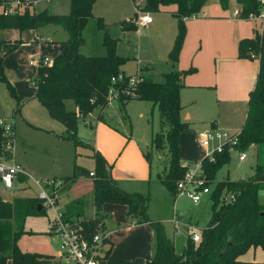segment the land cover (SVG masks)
<instances>
[{"label": "trees", "instance_id": "trees-1", "mask_svg": "<svg viewBox=\"0 0 264 264\" xmlns=\"http://www.w3.org/2000/svg\"><path fill=\"white\" fill-rule=\"evenodd\" d=\"M14 1V0H13ZM11 1V2H13ZM12 13L0 14V31L17 30L19 32L37 30L47 25L60 27L68 35L65 42L59 43L60 53L51 65H40L32 80L36 89L34 98L47 110L51 118L64 126L63 137L70 140L75 147H89L86 141L78 138L77 115L82 118L99 108L98 120L103 122V112L110 100L109 89L124 75L122 67L126 59L116 54V41L104 37L105 57H87L79 53L83 42L82 32L93 17L92 7L96 0H70V12L67 15L51 14L47 10L36 13L26 0H18ZM208 0H147L145 8L158 12L160 8L175 7L173 17L177 22V34L168 53V61L174 65L185 38V20L197 17ZM242 19L249 14H258V0H234ZM10 2V3H11ZM222 9H227L228 0H219ZM5 5V4H3ZM122 30H136L133 21L122 22ZM99 27L103 24L99 22ZM4 40L0 38V50ZM17 44H21L20 42ZM64 52V53H63ZM238 56L241 59L259 61V72L254 89L249 94L246 118L238 136V149L245 151L256 148V164L253 174L246 180L222 181L217 183L209 194L211 216L205 228L200 231V241L193 242L192 237L185 239L180 253L166 236L164 227L153 222L148 215L149 198L139 193H127L110 177L106 162L98 152H93V201L97 211L104 204H119L127 207L130 224H149L154 232V252L147 264H238V258L250 248H260L264 253V204L259 199V192L264 190V34L238 43ZM194 72L171 71L155 81L151 75L139 73V81L132 89L133 97L118 99L120 108L125 109L128 102L140 100L156 107L162 129L152 139L155 150L164 147L167 150L165 175L158 174L157 179L167 187L170 193L177 196L176 185L183 178L186 168L180 164L179 136L188 129L180 119V90L183 77ZM129 77L118 83L121 90H126ZM0 83L7 85L11 97L16 101V110L22 104L13 87L8 82L3 66L0 64ZM71 101L76 111H68L66 102ZM164 131V132H163ZM5 140L0 129V155L9 157L4 151ZM147 161L149 154L145 155ZM213 160L204 157L201 162L206 179L214 178L217 170L229 161V153H214ZM85 170L75 169L72 177H67L68 186L79 176H88ZM90 176V175H89ZM25 181V179H21ZM1 185V182H0ZM232 196L229 202L226 199ZM42 200L39 198H16L6 201L0 195V264H56L53 257L24 253L18 247L20 238L28 233L24 229L28 217L45 214ZM41 211L38 212V206ZM66 217L83 218L84 202L76 200L66 207ZM95 222L85 224V233L91 237L95 231ZM108 249L104 259L110 255L112 244L105 241Z\"/></svg>", "mask_w": 264, "mask_h": 264}, {"label": "rangeland", "instance_id": "rangeland-1", "mask_svg": "<svg viewBox=\"0 0 264 264\" xmlns=\"http://www.w3.org/2000/svg\"><path fill=\"white\" fill-rule=\"evenodd\" d=\"M146 2L147 0H135V2H131V0H97L93 17L88 21L82 32L83 42L79 47V53L87 57H105L106 49L103 43L104 37L108 36L116 41L117 55L127 60L123 68L127 77L135 76L139 68L144 67L152 68L157 72H169L171 65L167 62V54L171 50L173 40L177 34V22L166 14H157V12L146 9ZM67 3L68 7L63 10L62 7ZM57 4L59 9L52 8L51 14L63 15L65 13H61V11H65L66 14L70 12L69 1L59 0ZM136 6L139 10L150 14L153 24L146 27L137 25ZM259 7L261 10L260 5ZM3 9H10V5H5ZM56 11L58 12L55 13ZM234 11V5H231L229 7L231 18ZM129 20L133 21L137 29L124 32L121 23ZM99 22L103 24L102 28L99 27ZM243 24H245L243 30L250 33L255 25L257 31H260L258 22L247 20ZM185 28L187 32L186 25ZM218 33L221 36L223 35L221 31H218ZM50 44L51 48L56 47L55 44ZM212 48L213 45L208 43V50ZM47 57L52 59L53 56L49 53ZM237 58L246 62H254L250 59H241L239 56ZM202 63H205V59H202ZM25 68V71H32L29 66H25ZM36 68L37 66L33 67V69ZM189 69L176 71L186 72ZM193 69L196 70V68ZM223 70H225L224 75H226V79L222 84L223 90L232 85L234 90L230 88L227 94L239 98L241 96L238 93L240 85L245 83L243 79L249 74V70L238 68L234 66V63H226ZM198 71V77L201 78L202 70ZM140 73L142 72L140 71ZM190 75H193V73L187 74L185 77ZM6 76L9 83L15 79L11 73ZM220 83H222L221 75ZM183 85L185 86V84ZM209 92L204 96H198L197 99L199 100L197 101L199 103L190 109L188 108L194 115L192 121L188 123V134L183 145V150L187 151V158L183 159V165L187 168L199 164V158H196L197 155L204 153L205 156L206 152L208 153L211 149V147H202L198 143L200 133L215 130L224 131L228 136H234L238 135L243 127L250 92H247L246 106L242 105L241 102L223 104L224 102L217 97L216 89H209ZM23 102L16 110L17 103L11 97L7 85L0 83V120L14 121L15 124L13 151L9 154V157L0 156L6 161L11 159L10 155L14 156L15 162L24 169L25 174L28 176L27 180L21 183L23 186L20 185L18 189L14 186L12 190H7L0 186V194L6 201L12 202L16 198L38 197L41 189H43L48 195L58 196V201L64 204L67 198L63 196L67 194V189L71 185L67 187L69 183L63 177H72L74 170L77 168L92 170L93 149L90 147H75L70 140L65 139L63 137L65 129L62 123L51 118L38 100L23 98ZM66 108L68 111L75 110L71 101L66 102ZM99 112L100 109L97 108L84 118L77 115L78 138L82 141H91L94 146L96 127L99 124L102 125L103 129L99 132V140L106 147L104 150L106 158H103L107 162L112 159L110 163H106L109 175L117 177L114 178L110 175L121 189L128 187L132 190L131 194L139 193L148 196L149 218L153 222L162 224L166 236L174 243L176 252L180 253L185 239L192 237L194 233L199 234L200 229L206 227L211 216L209 195L202 196L201 201L194 204L185 195H172L167 187L157 179L158 174L165 175L167 172L164 169L167 162V150L162 147L161 150L157 151L152 146V136L159 130L165 131V129H162L157 108L153 107L151 103L133 100L123 110L120 108L118 100L111 99L103 112L102 123L98 121ZM213 121L217 123V128L211 126ZM147 153L150 157L149 161L145 158ZM241 155H245L244 162L239 161ZM255 164L256 159L253 151L248 149L241 151L236 145L229 154V161L217 170L213 179L208 180L204 175L202 176L203 186L208 188L211 193L213 187L219 182L246 180L253 174ZM201 172L204 174L202 170ZM87 178L89 180H85V182L83 180L77 190L85 191L91 186L89 184L91 182V191H93V181L88 176ZM36 181L39 185L34 183ZM37 186H40L41 189ZM261 192L259 198L261 203L264 204V190ZM74 195L71 194L70 197L73 198ZM95 210L92 217L86 221L95 222V226L102 231L104 217L100 210L97 211L96 207ZM44 211L45 214L42 216L27 218L25 229L28 230V233L21 237V247L30 250L43 247L42 249H45L46 252L55 254L61 264H65L60 256L61 249L57 239L47 232L43 233L48 229V221L50 222L53 217L51 210L44 208ZM86 215L88 216L90 213L87 212ZM173 218L179 223L185 221L187 223L185 222L184 227L179 226L177 231L174 228L175 224L172 222ZM128 225H145L153 232L149 224L139 225L128 222ZM149 247L153 253L152 238L143 234L135 252L144 253L146 250L149 251Z\"/></svg>", "mask_w": 264, "mask_h": 264}, {"label": "crops", "instance_id": "crops-1", "mask_svg": "<svg viewBox=\"0 0 264 264\" xmlns=\"http://www.w3.org/2000/svg\"><path fill=\"white\" fill-rule=\"evenodd\" d=\"M11 1L13 0H0V14L3 11V7L7 4H10ZM26 1L32 5V9L36 13H40L45 10L51 13L52 8L59 9L57 4V1L59 0H26ZM67 1H69V8H70V0ZM132 1L135 2V0H131V2ZM96 2L97 0L93 4L92 14L94 12V7ZM231 5H234L235 10L237 9V5L234 0H228V7L225 10L222 9L219 0L217 1L208 0L207 3L202 7L197 17L189 18L185 20L187 32L185 33V38L179 53L178 61L174 65H172L168 61V54H167V62L171 65L170 66L171 70L169 72L174 70L184 71L188 68L190 69L196 68V70L194 69L193 75H190L188 77H183V84H185V86L183 85L182 89L180 90V105L182 107V110L180 112V119L183 123H186L187 125H189L188 123L192 121L194 115L191 113L189 109L199 103V101H197L199 100L197 99L198 96L200 95L204 96L206 94H209L210 93L209 89H213V90L216 89L217 97L222 102H224L223 104L241 102L242 105L246 106L247 92H251L255 87L257 75L259 72V61L255 59L253 60L254 62H246V61L238 60L237 57H238V43L241 40L253 38L258 33V31L256 29V25L252 28L251 33L247 30H243L245 27V24L243 23H246L247 20L245 21V19L242 20V18H234L233 16L231 18V14L229 13V7ZM67 7H68V3L67 5L62 7V9L65 10ZM57 12L58 11H56L55 13ZM174 12H175V7L170 6V7L160 8L157 14H166L172 17L174 20H176L173 17ZM61 13H65L63 15H67L65 11L64 12L61 11ZM151 24H153V19L149 25ZM218 31H221L223 35L221 36L218 33ZM0 38L4 40V44L2 45L0 50V64L3 66L6 75L11 73L14 76L15 79H13L10 82L14 86L12 84L10 85L13 87L16 95L22 99V104H23L24 103L23 98L33 99L36 92V89L34 88L31 82L33 80L32 78H34L36 75L37 68L33 69L34 66L30 65V61L34 58H39V57L48 58L47 55H49V53L52 54L53 57L52 59L50 58L48 59L54 60V58L57 57L60 53L59 43L67 41L68 35L60 27L54 25H47L37 30H30L24 32H19L17 30L0 31ZM19 42L21 44H17ZM50 43L55 44L56 47L51 48ZM208 43H211L213 45V48L211 50H208ZM116 48H117V44H116ZM202 59H205V63H202ZM226 63H234V66L238 68L249 70V74L245 77V79H243V81L245 80V83L240 85V91H238V93H240L241 96L239 98H235L230 94H227L228 90H230V88L233 89L234 86L232 85L231 87L227 86L226 90H223L222 84L226 79V75H224L225 70H223V67ZM23 65L29 66L32 69V71L31 70L25 71L26 68L25 66L23 67ZM124 66L122 67V71ZM198 70H202L203 74L201 78L198 77L199 75ZM140 71L142 73L144 72L147 75H151L152 78L157 82L161 80V76L163 74L169 73L163 71L157 72L154 69L148 67L139 68L138 72ZM220 75H221L222 83H220ZM19 85L21 86L19 87ZM74 111H76V109ZM245 118H246V114H245ZM245 118H244V122H245ZM99 123L102 122L99 121ZM90 126L92 127L91 123ZM211 126L213 128H217V123L213 121L211 122ZM101 129H103L102 125L99 124L96 127V131H95V140L93 142L94 146L92 145L91 141H86V142L88 143L89 147L93 149L92 155L93 152H98L102 157L106 158V153H104L106 147L103 146L102 142H100L99 140V132L101 131ZM14 130H15V124H14ZM187 134H188V130L184 131L179 136L180 164L183 167H185L183 165V159L187 158V151L183 150V145L185 143V137L187 136ZM96 135H97V139H96ZM153 137L154 135L152 136V139ZM248 150L253 151V154L255 155V159H256V148L251 147ZM208 153L206 152L205 156L204 153H200L199 155H197L196 158H199L198 160L199 163L204 157H206ZM13 160L15 162V159ZM108 161L109 162H107L106 160L105 162L110 163L112 159H109ZM94 166L95 164L93 160L92 170L90 171L85 169H80V170H85L90 175V173H93ZM21 169L24 172V169L22 167ZM89 175L88 177L93 181V177ZM22 177L23 179H25V181L28 178L25 172H24V176H18L17 182L15 183V188L18 189L20 185H22L21 184L23 183V181H21ZM112 177L117 178L115 176ZM63 178H67V177H63ZM83 180L85 182V180L88 181L89 179L87 178V176H79L76 179V181L67 189V194L63 196L64 198H67V201L64 204H62V202L60 201L59 203L62 206V208L66 211L67 205L70 204L71 202L76 200H83L84 202L83 219L89 220L88 218L92 217V215L96 211L94 206V201L92 202V197H93V191H91L92 183L91 182L89 183L91 184V186L85 189V191L84 190L79 191L77 189L79 185H81ZM38 188L41 189L40 187ZM122 189L125 192H129V193H131L132 191L128 187H123ZM71 194L73 195L75 194L73 198L70 197ZM28 198H35V197H28ZM36 198L38 197L36 196ZM87 212H89L90 215L87 216L86 215ZM100 213L104 217L103 219L104 225L102 232L104 233L106 240L112 244V250L110 252V255L107 258L99 261L98 264H146L148 260L149 261L151 260L153 253H152V249L150 251V247H149V251L146 250L144 253L135 252V249L138 243L141 242L142 235L146 234L148 237L150 236V238H152V245L154 252V232H151V230L145 225H141V226L128 225L126 206L119 204H104L100 209ZM24 229H25V224H24ZM48 230H49V221H48V229L46 231H43V233L47 232L50 235ZM26 232H28V230ZM21 242H22V238H20V240L18 241V247H20L22 252L50 256L54 258L56 264H61V262L57 260V256L55 254H53L52 252H46L45 249H42L43 247L36 250L23 249L21 247ZM237 260H238V264H264V253L259 247L250 248L245 254L241 255ZM6 264H11V262L7 261Z\"/></svg>", "mask_w": 264, "mask_h": 264}, {"label": "built area", "instance_id": "built-area-1", "mask_svg": "<svg viewBox=\"0 0 264 264\" xmlns=\"http://www.w3.org/2000/svg\"><path fill=\"white\" fill-rule=\"evenodd\" d=\"M145 1V0H140ZM258 4L261 6V10L258 14H249L247 20H252L260 24V31L258 34H264V0H258ZM10 9L5 10L4 14H10L13 10L20 5L18 0H14L10 4ZM136 6V23L138 26L146 27L152 22V18L149 13H145L139 10ZM263 9V10H262ZM232 16L234 18H242L241 12L236 9ZM53 60L48 58H34L30 61V65H51ZM138 72L135 76L129 77L127 80L128 86L126 90H121L117 85L124 79V75H119L117 80L111 79L113 86L110 87L108 97L109 100L120 97L131 98L133 97L132 89L136 87L139 81ZM127 77V76H125ZM0 129L2 130V136L5 140L4 151L9 154L12 153L14 148V122L0 120ZM238 135L228 136L224 131H206L202 132L198 136V143L205 148H210V152L206 155L210 161L213 160L214 153H222L225 150L230 154L236 145H238ZM218 143V144H217ZM8 161L0 156V182L1 185L7 190H12L17 182L18 176H24V172L19 165L14 162V157L10 155ZM245 160V155L239 157V161ZM200 163L195 164L193 167L186 168V172L183 179L176 185V192L178 195H185L192 200L194 204L201 201L202 196L209 195L210 190L203 186L204 180L201 179L203 174ZM93 176V173H90ZM36 185L39 183L34 182ZM40 187V186H39ZM42 200L43 207L53 212V217L49 222V233L55 239H57L60 249L61 258L65 264H98L99 261L104 259L105 252L108 249L105 244L106 237L99 227L95 228L91 237H87L85 233L86 220L83 218L66 217L65 210L62 208L58 201V196L51 194L48 195L43 189L38 196ZM232 196H229L226 201L232 200ZM172 222L175 224V230L178 231L179 226H185L184 223H179L175 218ZM200 233H194L192 235L193 242L200 241Z\"/></svg>", "mask_w": 264, "mask_h": 264}, {"label": "water", "instance_id": "water-1", "mask_svg": "<svg viewBox=\"0 0 264 264\" xmlns=\"http://www.w3.org/2000/svg\"><path fill=\"white\" fill-rule=\"evenodd\" d=\"M64 53V52H63ZM38 212L41 211V205L38 206V209H37Z\"/></svg>", "mask_w": 264, "mask_h": 264}]
</instances>
